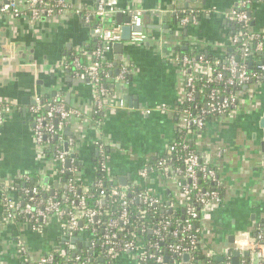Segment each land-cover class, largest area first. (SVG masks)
<instances>
[{
    "label": "crops",
    "instance_id": "crops-1",
    "mask_svg": "<svg viewBox=\"0 0 264 264\" xmlns=\"http://www.w3.org/2000/svg\"><path fill=\"white\" fill-rule=\"evenodd\" d=\"M12 1L22 10L27 7L28 0H0V5ZM65 1L68 8L61 14L34 21L26 12L16 17L0 12V102L12 103L0 124V264H37L52 250L75 254L86 248V237L68 234L56 218L38 228L29 221L11 222L5 214L2 189L18 176L35 177L47 187L58 185L57 160L46 158L33 136L28 110L35 95L57 97L78 112L61 128L63 147L78 165L77 180L86 184L92 179L102 149L108 175L119 186H140L160 201L183 205L175 179L167 180L149 169L150 162L167 156L169 145L181 132L176 110L188 69L176 60L177 47L209 53L223 62L234 31L227 13L237 2L115 0L122 23L114 15L106 24L120 30L130 11H138L148 38L139 43L125 41L120 48L111 46L108 58L115 65L127 63L130 72L124 82L108 81L112 95L103 116L96 118L92 85L65 65L76 53L88 58L96 44L98 21H86L85 15L98 0ZM187 4L201 14L196 23L184 26L179 17ZM250 27L264 34V0L253 5ZM252 62H264V56H253ZM195 69L200 68L196 65ZM120 100L124 106H119ZM189 136L202 160L215 168L224 188L223 197L200 216L199 248L205 257L223 264H253L254 251L242 249L249 251L243 255L234 250L238 241L247 246L251 237L264 234V82L242 86L234 109L209 118ZM142 250L139 247L136 252ZM136 252L121 253L119 264H142Z\"/></svg>",
    "mask_w": 264,
    "mask_h": 264
},
{
    "label": "built area",
    "instance_id": "built-area-1",
    "mask_svg": "<svg viewBox=\"0 0 264 264\" xmlns=\"http://www.w3.org/2000/svg\"><path fill=\"white\" fill-rule=\"evenodd\" d=\"M260 0H237L235 6L230 9L227 13V18L233 23V25H241L247 26L245 31H237L230 37V44L234 45L237 40L243 39V52L248 53L250 44L254 43L255 49L257 51L264 50V34H259L252 31L250 27V12H248L247 7L249 5H254L258 3ZM115 0H98L95 9L91 12H87L85 15V20L89 21L90 19H97L98 28H97V42L93 46L94 49L90 52L89 57L87 58L88 63H83L77 57L73 58L69 61L65 66L67 68H71L74 72L80 76L81 78H85L92 85L93 90L95 92L96 97V108L95 114L103 111L105 104L108 103L109 97L112 95L105 87L103 83V77L107 80L111 78L116 79L117 81L124 82L127 79V75L130 72L129 66L127 63L118 65V68L115 70V76L109 77L103 70L102 64H105L106 67L112 66V60L108 58V53L111 50V46L118 41H121V34L119 30V26H108L106 24L107 20L110 19L111 16L115 14ZM68 8V3L65 0H28L26 9H20L17 7L15 2H9L0 5V12L6 13L9 12L13 16H19L22 13H25L30 19V21H34L39 19L40 17L50 18L55 17L61 14ZM201 14L200 10L196 7H187L182 9L181 16L179 17L180 25H190L197 22L199 15ZM129 25L139 26L142 25V19L138 11H130V22ZM148 38V35L143 31H133L130 36V41L133 43L144 42ZM176 60L183 66L184 69H188L186 74V78L184 81V90L182 94V101L192 102L194 100V81L196 76H203L206 79L207 83L214 82L215 80H219L221 78V72L215 71V69L208 65L205 61V64H199L195 61L193 56L180 55L176 54ZM199 61L204 62V55L197 56ZM219 64L226 63V69L230 73V77L225 81V84L228 86L236 87V86H244L249 83H261L264 82V62H260L256 65V70L252 72H248L246 66L237 61V59L231 55L227 60L223 62L217 61ZM199 66V70L195 69V66ZM215 72V74H213ZM238 90L231 91L229 93H220L219 89H211L208 95V101L205 105H193V112L190 107L178 109L177 108V117L179 118V128L180 131L189 130L194 127L196 129H201L204 127L207 118L211 116H218L228 113L230 110L234 109L237 104L238 98ZM46 103V113L44 115H39V111L43 105V97L40 95H35L33 103L29 106V114L31 115V121L33 123V136L36 144L41 150L40 143L42 141L44 133H48L50 135L54 134V125L57 128L61 129L67 123L72 113L78 114L77 111H72L68 109L64 103L57 97L47 99ZM11 102V101H10ZM10 102H0V124L2 122L3 116L6 111L11 109L12 103ZM119 106H124V101L120 100L118 102ZM161 110H165V106L160 107ZM55 118V124L52 123V119ZM48 119V121H46ZM63 152H60L58 155L57 163H58V172L63 173L64 171H68L72 174H75L77 171V166H75V161L71 157L69 158V151L63 147ZM180 150L185 152V156L182 161L184 164L183 172L176 168L174 171L169 170V166H167V156H170L172 153H179ZM42 151V150H41ZM101 161L99 163L101 170L106 171L108 174L107 167V157L106 153L100 149L99 154ZM165 157H160L156 161L155 170L162 174L163 177L167 178V180L175 179L176 185L182 195L183 205L185 204L186 199L189 195H191L192 191H195V195L197 196L198 201L201 204L200 214L204 213L214 202L220 200L218 194L214 190H200L197 185V173L199 171L205 172L208 176L209 181L216 180V170L213 168H208L205 161L202 160L197 150H189L185 140L181 138H176L169 145V152ZM169 159V158H168ZM69 160V167L66 168L64 166V162ZM210 165V164H209ZM151 169V167H149ZM145 170L140 171V175L144 176ZM171 173V174H169ZM55 175H57V169L55 170ZM109 176V175H108ZM29 176L22 175L18 176V178L14 181L19 183V180H28ZM182 180V181H181ZM14 182L12 184H8L5 189H2L1 200L3 201L5 214L9 221L14 222L17 216L18 210L20 209V203L15 201L14 199ZM39 187L45 192H51L52 187H47L39 184ZM120 187V188H119ZM114 187L112 189V195L118 197L123 205L127 204L126 201V188L121 186ZM69 189H72V185L69 186ZM38 188L34 187L31 190L25 189L24 193H30L31 196L29 198V202L23 207L24 213L29 215V218L32 219V224L35 227H42L47 224L52 218L58 219L64 228L67 230L68 234L73 236H82L86 237L87 242L85 247L87 249H92L93 242L90 241L87 237V231L85 227L82 225L81 221L83 217H86L87 221L91 222L93 218L98 214V211L94 209L85 208L84 198H80L76 205H72L71 209L67 211V221L62 222L61 217L64 216V210L60 206L59 201L49 198L45 202H42L38 197L39 194ZM52 194V193H51ZM139 198L148 205L156 204L161 202L154 194L150 193L147 190H142L139 194ZM175 206L171 204V207ZM187 206V205H186ZM186 213L189 216L185 220V230L190 227V217L194 218L197 216V211L191 207H186ZM122 224L126 225L128 223L125 212L121 215ZM116 220H110L108 222V227H115ZM150 231L153 233H158V229L150 228ZM172 235L176 236L177 231H172ZM116 237V233L112 232L110 234H106L103 236V243H106L110 247L108 248L109 253H111V257L115 259L112 264H117L116 259L121 254L122 251L128 252L133 250L132 252H136L139 247H143L141 244V239L136 238L138 244L133 247L132 242H126L123 244V248H121L120 244H117L113 241V238ZM188 242L186 245L179 243H172L168 245V251L171 254H191L196 247L200 246V238H197L193 235L187 237ZM163 241V239L161 238ZM139 245V246H138ZM19 247L22 252H25V248L22 243H19ZM155 250L150 252L146 257L142 256L141 253H137L138 260L144 261L146 258L149 260L148 263L152 264H164L163 258L164 256L160 254L158 247L156 244H152L151 248ZM264 236L262 233H258L255 236L251 237V242L249 245L244 246L241 244H236V249L242 250H252L257 251L261 257L264 258ZM67 252V251H66ZM75 256V255H73ZM83 259H87L83 258ZM76 260H80V257L77 256ZM37 264H53L52 256L46 255L42 257ZM172 264H183L180 262H173ZM186 264H200L197 262H193L189 260ZM225 264H230L226 262ZM244 264V263H243Z\"/></svg>",
    "mask_w": 264,
    "mask_h": 264
},
{
    "label": "trees",
    "instance_id": "trees-1",
    "mask_svg": "<svg viewBox=\"0 0 264 264\" xmlns=\"http://www.w3.org/2000/svg\"><path fill=\"white\" fill-rule=\"evenodd\" d=\"M253 6L249 5L247 7L248 12L251 13ZM247 26L234 25V31L231 33V36L237 31H245ZM244 40L239 39L234 45L229 44L227 46V53L225 55V60H227L231 55H233L237 61L246 66L248 72L256 70L257 62L251 63L252 57L256 55L264 56V50L257 51L255 49L254 43L250 44L249 52L244 53L243 48ZM94 49L92 47L89 51L91 52ZM177 52L180 55L193 56L197 63L205 64V61L208 65L212 66L215 71L221 72V78L215 80L214 82L207 83L206 79L201 76H196L194 81V100L192 102L182 101L178 105V109H183L190 107L193 112V105H205L208 101V95L211 89H219L220 93L226 94L235 89L240 92L242 86H228L225 84V81L230 77L229 71L226 69V63L223 65L217 63V59L214 55L198 52L192 49L183 50L181 47H177ZM204 55V62L199 61L197 56ZM78 58L83 63H88V59L81 57L80 54H74L73 58ZM104 62L102 68L104 72L109 77L115 76V70L118 68V65H115L112 61V66L106 67ZM215 74V72L213 73ZM128 78V75H127ZM103 83L106 89L111 92L109 87V80L103 77ZM47 98H43V105L39 111V115H44L46 113V103ZM96 118L103 116V111L98 114H95ZM213 117V116H211ZM211 117H208L207 120ZM48 121V119H46ZM52 123L55 124V118L52 119ZM203 128V127H202ZM198 129L192 127L189 130H184L179 132L178 138L185 140V143L188 146L189 150H196L193 144L190 141L189 133L196 131ZM54 134L50 135L44 133L45 135L42 138L40 143L41 150L43 155L49 159H58L60 152H63V136L61 135V129L57 128L54 125ZM70 156V154H68ZM185 152L180 150L179 153H172L170 156H167V166H169L170 171H174L176 168L183 172L184 164L183 157ZM165 157V156H162ZM100 156L95 160V172L92 179L84 184L80 180H77L74 174L64 171L63 173L58 172L57 168V181L58 185L56 187L52 186V194L48 191L45 192L39 187V183L35 177L29 176L28 180H19L18 184L14 182V199L20 203V209L18 210L15 221L17 222H31L32 218H29V215L24 213V206L29 202L31 196L30 193H24L25 189L31 190L34 187L40 189L39 194L36 196L42 202H45L47 199L51 198L59 201L60 206L64 210V216L61 217L62 222L67 221V211L71 209L72 205H76L80 198H84L85 208L94 209L98 211V214L93 218L91 222L87 221L86 217L82 218V225L87 231V237L90 241L93 242L92 249L83 248L73 253L74 251L61 253L57 250H52L49 255L52 256L53 264H112L115 260L111 257L108 248L110 247L106 243H103V236L110 234L112 232L116 233V237L113 238L117 244H120L123 248V244L126 242H132L133 247H135L138 242L136 241L137 237L141 239L143 243L142 247V256L146 257L150 252L155 249L152 247V244H156L160 254L163 256H168L169 264L177 261L182 263L183 254H171L168 251V245L172 243H179L186 245L188 242L187 237L193 235L197 238H200L201 228H200V216L199 213L201 204L195 195V191H192L191 195L185 201L184 205L172 206L171 203L161 201L156 204L148 205L144 203L140 198L139 194L143 190L140 186H129L126 188V201L127 204L123 205L121 201L115 195H112V189L114 187H119L114 179L108 176L106 171L101 170ZM151 170L155 168L156 162H150ZM208 168L215 169L212 165L206 164ZM75 166L78 165L75 161ZM171 174V173H169ZM197 185L200 190H214L217 192L219 198L221 199L224 194V188L219 182V179L216 178L215 181H209L208 176L205 172L199 171L197 173ZM72 185V189H69V186ZM120 188V187H119ZM193 207L197 211V216L192 218L190 217V227L185 230V220L189 217L186 213L187 206ZM125 212V217L128 221L126 225L122 224L121 215ZM110 220H116L115 227H108V222ZM33 222V221H32ZM150 228L158 229V233H153L150 231ZM176 230L177 235L173 236L172 231ZM264 236V234H263ZM163 239V241L161 240ZM139 246V245H138ZM133 250L128 251L132 252ZM121 253H125L122 251ZM75 255V256H73ZM79 256L80 260H76V257ZM87 259H83L86 258ZM190 260L200 264H223L224 261H217L213 258L205 257L202 254V251L199 247L190 254ZM117 264H119L118 258L116 259ZM142 264H147L149 260L146 258L144 261H140Z\"/></svg>",
    "mask_w": 264,
    "mask_h": 264
},
{
    "label": "water",
    "instance_id": "water-1",
    "mask_svg": "<svg viewBox=\"0 0 264 264\" xmlns=\"http://www.w3.org/2000/svg\"><path fill=\"white\" fill-rule=\"evenodd\" d=\"M187 7L189 8V7H195V6H193L191 4H187V5H184V7H182V9L183 8H187ZM114 15H115L116 22L117 23H122L121 22L122 12L117 11ZM125 21H126L127 24L121 26V29H120L121 30V41L115 42L113 44V47H117V48L122 47L123 46V42L130 41V36H131V33L133 31H142V25H139V26H135V25L131 26V25H129L130 17L126 18ZM184 48H186V47H184ZM86 81H88V80L86 79ZM66 167H69V160L66 161ZM121 183H122V185L125 184L124 182H121ZM16 184H18V183L16 182ZM52 192L53 191H51L50 193H52ZM238 253H242L243 255H249V251L245 250V251L242 252V251H240L238 249L234 250V254H238ZM189 260H190V255L187 254V253L183 254L182 263L186 264V263L189 262ZM163 261H164V263H167V261H168V256L167 255L164 256ZM245 262L246 261H244V263ZM233 264H239V262L238 261H234ZM253 264H264V258L261 257L257 251H255L254 254H253Z\"/></svg>",
    "mask_w": 264,
    "mask_h": 264
},
{
    "label": "clouds",
    "instance_id": "clouds-1",
    "mask_svg": "<svg viewBox=\"0 0 264 264\" xmlns=\"http://www.w3.org/2000/svg\"><path fill=\"white\" fill-rule=\"evenodd\" d=\"M238 243H243V241H238Z\"/></svg>",
    "mask_w": 264,
    "mask_h": 264
}]
</instances>
